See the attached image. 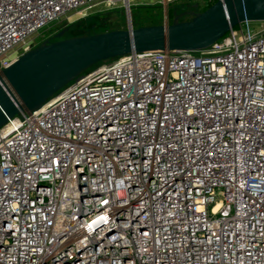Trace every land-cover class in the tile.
Instances as JSON below:
<instances>
[{"label": "built area", "instance_id": "2783aa9c", "mask_svg": "<svg viewBox=\"0 0 264 264\" xmlns=\"http://www.w3.org/2000/svg\"><path fill=\"white\" fill-rule=\"evenodd\" d=\"M125 1L0 0V71L62 17ZM250 25L98 64L9 120L0 264H264V27Z\"/></svg>", "mask_w": 264, "mask_h": 264}, {"label": "water", "instance_id": "95a60500", "mask_svg": "<svg viewBox=\"0 0 264 264\" xmlns=\"http://www.w3.org/2000/svg\"><path fill=\"white\" fill-rule=\"evenodd\" d=\"M188 14V21L176 17L172 24L84 37L64 39L62 32L22 54L0 71V129L40 109L98 64L133 52L205 50L243 23L264 22V0H218Z\"/></svg>", "mask_w": 264, "mask_h": 264}, {"label": "rangeland", "instance_id": "374dc122", "mask_svg": "<svg viewBox=\"0 0 264 264\" xmlns=\"http://www.w3.org/2000/svg\"><path fill=\"white\" fill-rule=\"evenodd\" d=\"M208 6V1L200 0H130L128 9L126 4L122 3L115 8L100 6L96 8L94 14L88 17L73 12L69 17H62L39 33L34 34L30 38L31 44L28 50L20 51V48H16L10 52L9 56L11 60H15L45 41H55L56 37L62 32H65L63 38L69 39L112 31H123L128 30L130 27L138 29L161 26L172 24L176 17H180L181 21H188L191 19L189 12H204ZM250 26L252 32L258 34L262 31L264 22H252ZM105 63L108 62L101 64ZM99 65H96L84 75L90 74Z\"/></svg>", "mask_w": 264, "mask_h": 264}, {"label": "trees", "instance_id": "16d2710c", "mask_svg": "<svg viewBox=\"0 0 264 264\" xmlns=\"http://www.w3.org/2000/svg\"><path fill=\"white\" fill-rule=\"evenodd\" d=\"M213 4H215V3H209V6L207 7V8H205V9H208L209 7H211Z\"/></svg>", "mask_w": 264, "mask_h": 264}, {"label": "flooded vegetation", "instance_id": "af4514ba", "mask_svg": "<svg viewBox=\"0 0 264 264\" xmlns=\"http://www.w3.org/2000/svg\"><path fill=\"white\" fill-rule=\"evenodd\" d=\"M192 12V11H191ZM191 12H189V13H191ZM51 41V40H50Z\"/></svg>", "mask_w": 264, "mask_h": 264}, {"label": "snow or ice", "instance_id": "6c2138e0", "mask_svg": "<svg viewBox=\"0 0 264 264\" xmlns=\"http://www.w3.org/2000/svg\"><path fill=\"white\" fill-rule=\"evenodd\" d=\"M146 234V233H145Z\"/></svg>", "mask_w": 264, "mask_h": 264}]
</instances>
